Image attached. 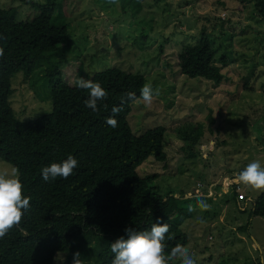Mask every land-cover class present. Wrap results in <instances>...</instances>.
Wrapping results in <instances>:
<instances>
[{"label": "rangeland", "instance_id": "rangeland-1", "mask_svg": "<svg viewBox=\"0 0 264 264\" xmlns=\"http://www.w3.org/2000/svg\"><path fill=\"white\" fill-rule=\"evenodd\" d=\"M119 1L55 0L53 15L65 17L69 45L58 58L48 56L45 65L62 62L59 69L69 86L85 75L117 67L141 74L154 93L158 89L151 106L139 96L126 116L133 134L157 125L165 130V160L147 158L137 172L155 174L160 193L171 191L180 207L194 209L180 228L196 264H264V216L249 212L262 191L236 182L250 162L264 167V20L255 15L252 0ZM8 7L16 9L17 19L37 13L27 0H0V8ZM201 28L214 62L226 53L224 78L216 85L177 70L180 46L195 44ZM41 70L35 67L28 75L18 71L10 78L8 101L19 120L51 109ZM198 124L200 137L188 145L184 133ZM11 170L0 160V173ZM231 182L236 193L246 196L240 201L244 210L231 196ZM198 196L209 210L199 209ZM67 256L57 255L53 264H72Z\"/></svg>", "mask_w": 264, "mask_h": 264}, {"label": "trees", "instance_id": "trees-1", "mask_svg": "<svg viewBox=\"0 0 264 264\" xmlns=\"http://www.w3.org/2000/svg\"><path fill=\"white\" fill-rule=\"evenodd\" d=\"M252 1L255 15L264 20V0ZM27 2L37 13L26 20L17 19L14 7L0 8V160L19 170L23 194L31 198L20 224L0 238V264H53L65 252L67 261L79 252L83 264H111L110 244L125 236L126 227L142 232L154 223L169 226L165 255L176 245L185 246L188 237L180 224L189 210L178 205L179 197L173 192H159L153 182L155 174L137 172L147 158L165 160L164 127L157 125L136 135L126 119L144 86L143 76L117 67L85 75L107 92L98 101L97 111L87 108L88 90L63 81L62 62L49 60L45 65L48 56L58 58L68 50L65 17L53 15L55 0ZM214 58L201 28L195 44L180 46L177 70L216 85L224 78L225 51L218 63ZM35 67L42 69L51 109L36 118L19 120L8 101L10 78L18 71L28 75ZM126 93H134L135 99H128ZM114 107L121 111L112 128L106 119L113 116ZM200 128L198 124L184 133L188 145L200 137ZM69 155L78 161L72 175L45 182L41 169ZM232 182L231 196L244 210L240 201L246 196L238 199ZM249 212L264 216V191L254 197Z\"/></svg>", "mask_w": 264, "mask_h": 264}, {"label": "clouds", "instance_id": "clouds-1", "mask_svg": "<svg viewBox=\"0 0 264 264\" xmlns=\"http://www.w3.org/2000/svg\"><path fill=\"white\" fill-rule=\"evenodd\" d=\"M108 3H116V0H107ZM0 56L3 49L0 48ZM76 86L88 90V99L85 106L97 111V103L106 98L107 92L99 83L80 78ZM155 95L159 90H153L151 84H145L140 90V98L145 106H151ZM128 99H135L134 93L125 94ZM123 100V98H122ZM121 108L112 109L113 116L106 119V124L112 128L117 126L114 118ZM78 166V161L69 155L60 163H51L41 169V177L47 182L57 177L67 179ZM236 182L243 184L255 191H264V167L259 161L250 162L236 176ZM30 197L23 194V186L19 180V170L12 168L11 173H0V238H3L13 227L20 224L24 212L30 207ZM198 207L201 211L209 210L210 205L205 203L203 196H198ZM191 207L189 211H193ZM203 222V221H201ZM125 236L117 238L110 244V250L114 254L111 264H196L189 249L176 245L165 255V236L169 232V226L164 223H154L150 230L138 232L132 228L124 229ZM80 253H73V264H83L79 259Z\"/></svg>", "mask_w": 264, "mask_h": 264}, {"label": "built area", "instance_id": "built-area-1", "mask_svg": "<svg viewBox=\"0 0 264 264\" xmlns=\"http://www.w3.org/2000/svg\"><path fill=\"white\" fill-rule=\"evenodd\" d=\"M237 198L238 199H243L244 198V195L240 192V193L237 194Z\"/></svg>", "mask_w": 264, "mask_h": 264}]
</instances>
